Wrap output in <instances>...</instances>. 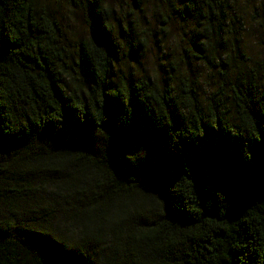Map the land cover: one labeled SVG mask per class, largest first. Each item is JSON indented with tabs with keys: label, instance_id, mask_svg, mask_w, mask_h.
<instances>
[{
	"label": "trees",
	"instance_id": "1",
	"mask_svg": "<svg viewBox=\"0 0 264 264\" xmlns=\"http://www.w3.org/2000/svg\"><path fill=\"white\" fill-rule=\"evenodd\" d=\"M158 1L193 23L180 55L121 76L147 0H0V264H264V56L240 28L264 45V0Z\"/></svg>",
	"mask_w": 264,
	"mask_h": 264
},
{
	"label": "rangeland",
	"instance_id": "2",
	"mask_svg": "<svg viewBox=\"0 0 264 264\" xmlns=\"http://www.w3.org/2000/svg\"><path fill=\"white\" fill-rule=\"evenodd\" d=\"M129 0H115L116 10L115 12L119 16H123L125 9H127V3ZM248 1V0H241ZM160 9L165 11V18L159 17L157 20L153 19V24L147 26L151 20L152 10ZM140 10H135L134 14L139 13ZM160 11V12H161ZM65 15V31L68 29L71 32H75L76 36L85 35L88 32L89 25L85 21V15L81 12H75L68 5H64L63 11ZM70 15L71 18H67ZM136 28L148 30H154L151 40H149L147 46H143L139 43V37L137 35L130 36L128 38L122 36L123 33L118 35V41L123 48V52L120 53V75L121 76H143L148 71L150 74L163 75L166 73V65L163 62V50L174 49L175 53L180 55L179 49L184 44L186 39L184 36V30L186 27H192L193 23L190 20L183 21L179 17H175V14L165 5L159 3L158 0H147L145 14L140 17ZM119 21V20H118ZM241 25V31L246 34L245 44L249 47L251 55L261 58L264 56V45L260 42L259 37L254 31L252 20L250 17L244 18ZM239 27V26H238ZM70 35H72L69 32ZM143 46V47H142ZM134 54L139 59V64L135 66L133 59ZM179 69L184 72V76L188 78L189 82L198 81L200 92L209 89L208 79H215L213 75L207 74L209 70L204 65H199L197 62L192 64V60H179L177 62ZM169 68V66H168ZM213 71V70H212ZM211 71V72H212ZM194 76V77H192Z\"/></svg>",
	"mask_w": 264,
	"mask_h": 264
}]
</instances>
